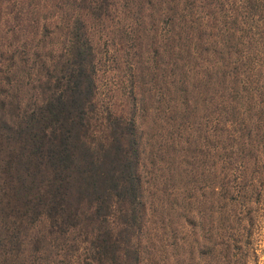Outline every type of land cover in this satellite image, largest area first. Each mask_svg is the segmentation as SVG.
<instances>
[{"label":"trees","instance_id":"trees-1","mask_svg":"<svg viewBox=\"0 0 264 264\" xmlns=\"http://www.w3.org/2000/svg\"><path fill=\"white\" fill-rule=\"evenodd\" d=\"M106 20L120 48L130 40L138 80L159 88L165 64L174 107L148 162L163 156L172 180L182 168L183 187L157 193L133 117L97 100L91 29ZM177 252L175 264L264 253V0H0V264Z\"/></svg>","mask_w":264,"mask_h":264},{"label":"rangeland","instance_id":"rangeland-1","mask_svg":"<svg viewBox=\"0 0 264 264\" xmlns=\"http://www.w3.org/2000/svg\"><path fill=\"white\" fill-rule=\"evenodd\" d=\"M105 22L104 24H95L91 29V37L96 49L98 66L97 100L118 115H123L127 118L133 117L137 132L141 136L143 156L146 157V162H148L151 156V146L156 145L160 140L163 142L164 137L167 136L166 131L170 126L167 123V116L174 107L172 106V101L166 97V93L169 92V87L165 84V64L160 63L158 70L154 69L158 72L157 79L160 84L159 88H152L149 83H143L138 80L134 74V71L137 70L133 68V60L136 56L132 55V48L129 45L130 40L127 43L128 45L120 48V44H116V40L118 39L116 26L118 24L113 20H106ZM163 32L164 30L162 29L161 34ZM149 42V39L144 41L145 44L139 48L140 56L138 57L143 59L145 65L148 64L150 69H152V57L154 55L152 48L153 46L157 47V45H150ZM159 48L160 53H163V45H159ZM161 94H163V99L160 97ZM162 149L165 157L169 156L171 158V151L165 146ZM156 152L152 150V153ZM153 161H155L153 165L149 162L147 163V171H144V173L147 178L148 176H151V178L156 175L160 176V182L157 183L159 185V188L157 187V193L159 195H161V191L163 192L166 186L172 184L173 180H175V185L182 186L186 180L182 168L178 171H175L176 169L173 170L174 179L172 180V177L169 179L170 171L166 166L164 157H159ZM148 199L149 201L151 200L150 195H148ZM154 226V222L150 220L149 228L143 231V240L149 242L156 239L155 234L157 232H154ZM162 254L165 255L166 253L162 252ZM178 255L177 252V254L175 253V255L168 257L166 264H175ZM182 256L181 254L180 257ZM144 264H146V261ZM257 264H264L263 252Z\"/></svg>","mask_w":264,"mask_h":264}]
</instances>
